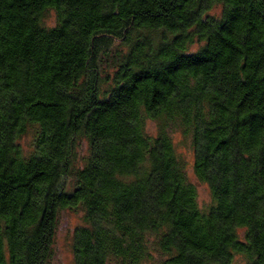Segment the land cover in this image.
I'll return each instance as SVG.
<instances>
[{"label":"trees","instance_id":"trees-1","mask_svg":"<svg viewBox=\"0 0 264 264\" xmlns=\"http://www.w3.org/2000/svg\"><path fill=\"white\" fill-rule=\"evenodd\" d=\"M64 210L73 264H264V0H0V264Z\"/></svg>","mask_w":264,"mask_h":264},{"label":"rangeland","instance_id":"rangeland-1","mask_svg":"<svg viewBox=\"0 0 264 264\" xmlns=\"http://www.w3.org/2000/svg\"><path fill=\"white\" fill-rule=\"evenodd\" d=\"M50 22V18L46 19V23ZM148 129L154 130V123L150 122ZM170 135L172 136L177 153L185 161V171L188 180L196 185L198 194L197 205L200 209H205L209 206L211 197L207 185L202 182H197L194 171H192L193 152L189 140L176 129L171 131ZM80 219L81 214L79 212L64 210L59 213L56 236L53 244V258L50 264H73L70 242L72 231L80 222Z\"/></svg>","mask_w":264,"mask_h":264}]
</instances>
